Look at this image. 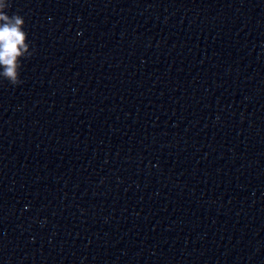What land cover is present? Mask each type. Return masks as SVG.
I'll use <instances>...</instances> for the list:
<instances>
[{"label":"water","instance_id":"95a60500","mask_svg":"<svg viewBox=\"0 0 264 264\" xmlns=\"http://www.w3.org/2000/svg\"><path fill=\"white\" fill-rule=\"evenodd\" d=\"M7 3L0 264H264V0Z\"/></svg>","mask_w":264,"mask_h":264},{"label":"clouds","instance_id":"9594fccd","mask_svg":"<svg viewBox=\"0 0 264 264\" xmlns=\"http://www.w3.org/2000/svg\"><path fill=\"white\" fill-rule=\"evenodd\" d=\"M7 0H0V76L13 85L20 83L21 57L27 50L25 20L19 14L9 15ZM27 207V206H26Z\"/></svg>","mask_w":264,"mask_h":264}]
</instances>
